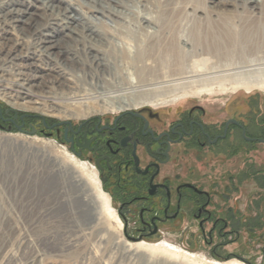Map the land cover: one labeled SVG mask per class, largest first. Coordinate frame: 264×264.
Instances as JSON below:
<instances>
[{
	"label": "rangeland",
	"instance_id": "374dc122",
	"mask_svg": "<svg viewBox=\"0 0 264 264\" xmlns=\"http://www.w3.org/2000/svg\"><path fill=\"white\" fill-rule=\"evenodd\" d=\"M10 1L18 3L20 10L33 11L15 31L9 13L0 18V26L7 30L5 25L10 24L12 38L22 40L24 50L33 46L34 38L49 23L64 21L65 8L74 6L92 16L101 34L91 35L85 26L82 37H66V30L59 28L53 31V39L59 38L62 49L75 47L77 38L84 39L106 55L104 69H98L88 53L86 57L79 53L77 64L67 61L74 67L68 74L71 87L50 89L52 76L31 78L38 71H33L30 61L9 52L14 44L8 39L0 40V106L14 110L20 118L29 117L30 126L44 121L77 125L122 112H159L198 104L219 112L225 120L234 117L252 125L254 135L263 137L264 86L252 85L264 80V31L244 43L207 47L202 38L211 34L208 24L221 26L208 12L209 0H118L97 21L93 15H100L92 13L83 0ZM231 1L240 17L256 22L257 15H248L246 3ZM261 5L262 19L264 0ZM158 14L163 17L159 19ZM144 17L150 25L143 22ZM230 26L238 33L246 27L238 17ZM138 52L142 53L139 58L135 57ZM57 58L61 61L63 55ZM25 80H29V91L21 99ZM77 86L85 87L87 95L78 92ZM6 92L12 101H26L27 109L11 105ZM53 95L56 105H50ZM135 96L150 101L117 108ZM54 106L64 112L53 110ZM166 171L177 172L179 181L211 190L216 215L226 222L224 236L214 233L207 241L197 222L183 213L178 221L163 224L156 235L131 240L118 221L116 205L100 188L96 171L77 158L61 134L28 135L16 126L0 128V264H141V252H162L182 264H264V142L242 138L222 154L190 150L175 157ZM131 217L136 220L135 215ZM209 227L210 223L205 225L206 230Z\"/></svg>",
	"mask_w": 264,
	"mask_h": 264
},
{
	"label": "flooded vegetation",
	"instance_id": "af4514ba",
	"mask_svg": "<svg viewBox=\"0 0 264 264\" xmlns=\"http://www.w3.org/2000/svg\"><path fill=\"white\" fill-rule=\"evenodd\" d=\"M28 121L29 117L17 114L14 118V112L0 106V128L20 126L48 136L61 134L77 158L94 168L100 188L107 191L110 204L116 205L124 233L132 240L156 235L163 224L178 221L183 213L197 222L207 241L214 233L224 236L226 222L216 215L211 190L189 180L179 181L178 173L166 168L190 150L222 154L242 138L264 142V128L263 137H257L252 125L234 117L225 120L219 112L198 104L159 112H122L77 125L44 121L30 126Z\"/></svg>",
	"mask_w": 264,
	"mask_h": 264
},
{
	"label": "bare ground",
	"instance_id": "6f19581e",
	"mask_svg": "<svg viewBox=\"0 0 264 264\" xmlns=\"http://www.w3.org/2000/svg\"><path fill=\"white\" fill-rule=\"evenodd\" d=\"M3 1H6V0H0V18L5 19V17H7V14L9 13V19L12 20L11 30L15 31V27L17 28V26H20L21 23H23L22 21L24 19H27L33 11L32 12L29 11L28 9H30V8H27V9L24 8L25 10H20L18 7L19 6L18 3L11 2L10 0L7 1L8 4L2 5ZM209 1H210V7H209L208 12L210 14H213L215 17H217L218 20H220L219 23H221V26L220 25H219L220 27L216 26V23L214 21L213 22L215 24L214 23L208 24V31L209 32L211 31V34L210 35L206 34L207 36L205 38H202L203 43H205V45L207 47L211 46L212 49H218L219 46H221V45L225 46V44L229 46V45H232L234 43H240V42L244 43L250 39H253V40H254V38L257 39L258 38L257 36H259L263 33V31H264V17L262 19L259 18L261 15V10L263 8L261 5V0H242L243 3H246L247 7L245 9H246V11H248V15H249V13L257 15V17L255 19L256 22L254 20L250 21V18L245 16V15H244V17H240L239 11L235 8L236 6L235 5H234L235 7L231 6V4H232L231 0H209ZM82 3L84 5H86L87 7H89V9L91 8L92 13H97L98 15H100L97 17V16H94L95 14L93 15L91 13L93 15V18H95L97 21V19H100L101 17L105 18L104 17L105 14L108 15L110 13L109 10L112 8H115L113 5L118 4V0H83ZM230 7H233V8H230ZM65 9L67 10L65 20L62 22L57 21V23H49V25L46 26L43 34L39 33L40 35L37 37V39L34 38L35 43L33 44L32 47L25 48V46H24L25 50L21 47L22 40H19V38L17 36H14V38H12L14 33L13 32L11 33L8 30V29H10V27H9L10 24L5 25L8 27V28H6L7 30H4L5 28L0 26V36H1L0 40L7 41V39H8V41L11 42L10 43L11 46L14 44L13 49L9 52L11 54H14V56L24 57L26 60L30 61L29 63H31V66L34 69L33 71H38V72L34 73L33 75H31V78L41 79L42 77H45V76H52V78L55 79V81L50 82V84H49L50 89L53 87V85H55V87L58 89H60L61 87H68V88L71 87V82H70V78H69L68 74L70 71H72L74 69V67L71 66L70 63L75 62L77 64L78 63L77 60L80 59L79 53H81V52L83 53L82 55H84V56L87 55L86 53H88V55L90 56V60L94 62L95 66L98 69L99 68L104 69L105 64H106V55L103 53V49L99 46L94 47L93 43H88V42L86 43V41H84V39L83 40L81 39V41L80 40L78 41V38H77L76 41H73L74 42L73 45L75 47H73V48H65L64 47L62 49L61 46L58 45V41H59L58 39L59 38L53 39V37L55 36V35L53 36V34H55L53 31L54 30L58 31L59 28H60V30H64V31L66 30V32H64V34H63L66 37H73V35L74 36L77 35L78 37H82L83 34L81 31L82 30L81 28H84L85 26L89 30L90 34L91 33H93V34L94 33H100L99 30H97L95 28V26H93L95 23H93L92 21H95V20H93L91 18L92 16L91 17L85 16L84 12L80 9V7L75 8L74 6H67ZM242 12H244V11H242ZM203 13H204V11H203ZM202 16H204V15H202ZM162 17H163L162 15L158 14L159 19ZM236 17H238V20L240 23H243L246 26V27H244V30L240 31L239 33L236 32L234 30V28L230 26V22ZM87 18H88V20H90V22L87 20ZM142 18H143V16H142ZM143 22H145L146 25H150L149 23L151 21L149 22V18L144 17ZM205 24H207V23H205ZM155 26L156 25H153V27H155ZM95 37H97V36H95ZM194 40L199 42L198 38H196ZM187 43L188 42L186 40H184L182 42L183 45H186ZM99 44H101L107 48L109 47L107 45V43L105 44V43L100 42ZM59 54L63 55V58L61 61L64 63H61V61H58L59 59L57 57ZM141 54H142L141 52H138V53H136L135 57H138ZM67 61H70V63L67 64ZM76 64H75V66H76ZM77 70H78V68H77ZM25 81L26 82L24 84H23V81L21 83L22 86L24 85L22 90L20 91V98L21 99H25L27 97V95H28L27 93L29 91L28 90L29 80H25ZM249 85L243 84L242 86L249 87ZM237 86H239V85H237ZM237 86H235V88H237ZM252 86H255V87L264 86V80L262 82L253 83ZM77 89H78L77 90L78 92L80 91L81 93H84V95H85V93H86L85 87L77 86ZM47 93L54 94L50 90H48ZM5 94H7V96L10 98V104L11 105L19 107V108H26L27 109V106L25 105L26 101H22L21 103H17L15 101H12V96L9 94V92H6ZM86 95H87V93H86ZM85 98H87V97H85ZM54 100H56V101L54 102ZM50 101H51L50 105H56L57 98L55 97V95L51 96ZM147 101H150V100H148V99L146 100L145 98H143V96H135L133 99H131L130 102H127L123 105L119 104V106H117V108H122L124 106H132V105L134 106V105H138V104H141V103L147 102ZM53 110H55L57 112L58 111L64 112L62 108H56L55 106H54ZM41 160H43V157L41 158ZM41 160H39V161L41 162ZM43 164H44V166L46 165L45 162H43ZM118 221L120 222L119 219H118ZM140 257H141L140 258L141 264H182L181 262L175 260L174 257H172L170 255H165L162 252L159 254H155V252H141Z\"/></svg>",
	"mask_w": 264,
	"mask_h": 264
},
{
	"label": "water",
	"instance_id": "95a60500",
	"mask_svg": "<svg viewBox=\"0 0 264 264\" xmlns=\"http://www.w3.org/2000/svg\"><path fill=\"white\" fill-rule=\"evenodd\" d=\"M9 110V109H8ZM7 110V111H8ZM11 110V109H10ZM15 114V116L17 115L16 112L14 110H12ZM62 123H65V124H68V122H62ZM60 123V124H62ZM16 128L21 132V133H24V134H28V135H33L34 134V129L32 128L31 131H26V130H23L20 126H16ZM259 141H263L261 139H259ZM131 239V238H130ZM132 240V239H131Z\"/></svg>",
	"mask_w": 264,
	"mask_h": 264
}]
</instances>
